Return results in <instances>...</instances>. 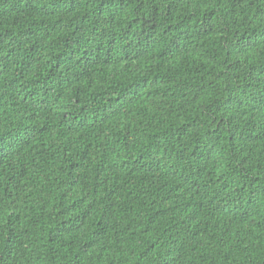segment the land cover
<instances>
[{"label":"trees","instance_id":"1","mask_svg":"<svg viewBox=\"0 0 264 264\" xmlns=\"http://www.w3.org/2000/svg\"><path fill=\"white\" fill-rule=\"evenodd\" d=\"M0 264H264V0H0Z\"/></svg>","mask_w":264,"mask_h":264}]
</instances>
